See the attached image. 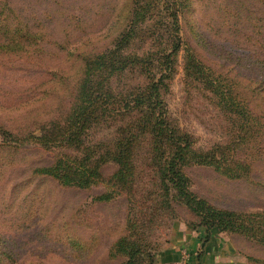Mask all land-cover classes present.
<instances>
[{
	"label": "trees",
	"instance_id": "1",
	"mask_svg": "<svg viewBox=\"0 0 264 264\" xmlns=\"http://www.w3.org/2000/svg\"><path fill=\"white\" fill-rule=\"evenodd\" d=\"M216 1L202 3L207 23L213 17L208 8L214 12V18L221 16L217 15ZM228 1L224 0V6L231 8ZM257 1L264 4V0ZM122 2L112 11L103 36L107 46L101 52L84 53L83 44L78 53L68 58L66 54L64 58V62L77 63L71 80L61 70L43 80V85L50 87L41 90L39 97H44L39 102L51 96L61 99L66 89L69 102L65 112H48L55 115L36 122L39 124L34 130H9L0 125V181L12 167L20 165L11 163L17 155L37 149L53 157L48 163L29 167L31 181L12 189L15 202L22 204L21 189L31 186L32 180L38 182V188L51 184L58 190L85 191L104 184L105 191L91 201L103 205L122 202V233L107 251L108 258L119 260L118 264H155L159 250L149 237L158 221L172 213L173 204L187 209L196 221L186 225L173 223L172 232L204 230L198 260L210 233L240 236L264 249L263 211L216 209L190 191L189 180L183 173L187 166L201 165L213 168L228 180L262 187L253 181L256 164L249 157H255L264 166V106L259 100L264 101V36L251 38L257 47L251 54L222 52V48L208 42L224 62L210 64L206 59L204 64L183 41L179 27L181 17L188 12L195 20L194 10H189L190 0ZM13 3L0 0V55L34 66L44 52L43 45L51 32L46 22L52 16L46 10V20H30L22 6ZM230 12H234L231 17L236 21L241 18L239 21H245L246 26L249 23L257 29L258 25L251 21L253 13L245 16L236 8ZM258 20L263 29L264 18ZM193 32L200 36L201 29L195 27ZM52 44L62 57L66 47L71 46L65 40H51L50 48ZM181 51L188 86L204 91V97L224 119V143L208 150L194 148L193 138L179 130L164 101ZM126 76H133L134 82L122 83ZM64 80L70 81L64 84ZM110 165L116 169L104 180L103 168ZM106 185L110 187L107 189ZM21 208L24 209L23 204ZM28 223L30 220L23 225ZM58 232L61 234L56 235L57 243H50L78 259L83 255L90 258L98 248L95 230L87 234L85 241L76 238L78 234L72 235L75 232L70 226H61ZM21 247L0 236V264H17V249ZM245 259L246 264H264V259Z\"/></svg>",
	"mask_w": 264,
	"mask_h": 264
},
{
	"label": "rangeland",
	"instance_id": "2",
	"mask_svg": "<svg viewBox=\"0 0 264 264\" xmlns=\"http://www.w3.org/2000/svg\"><path fill=\"white\" fill-rule=\"evenodd\" d=\"M12 1L22 6V11L27 13L25 15L30 20L36 18L46 20V10H49L52 16L46 22V26L51 32H48L49 38L43 45L44 52L39 54L41 59L39 63L34 66L27 65L17 58L0 55V125L9 130L18 131L26 127L34 130L39 124L36 122L44 120L47 116L55 115V113L47 114L48 112L53 110L54 112L59 110V113L65 112L69 102L66 89L63 90L61 99L58 96H51L44 102H39V99L44 97V95L39 97L42 94L41 90L50 87L43 85V80L59 70L71 80L73 67H76L77 63L70 60L64 62V58L66 54L68 58L78 53L83 44L84 53L87 54L99 52L105 48L107 40L103 38L104 31L112 18V11L116 9V6L120 7L123 0ZM203 1L190 0L189 10H194L195 20L192 19L191 12H188L181 17L179 22L183 41L192 48L202 63L207 64L206 59L210 64L224 62V59L217 57V53H215L217 49L213 50L208 46V42H213L215 46L222 48V52L251 54L257 50L251 38L259 39L264 36V28H260L259 22H257L259 18H264V4H260L257 0L228 1L229 6L236 8L240 14L246 16L253 13L251 21L258 25L254 30L249 26V23L246 26L245 21H239L241 18L238 21L232 18L234 12H230L231 8L224 6V0L216 1V7L219 9L217 15H221L220 17L214 18V12L208 8L213 17L210 18V23H207L208 17H203L202 12L204 11ZM211 2L209 1V3ZM192 27L201 29L200 36L194 34ZM215 29L217 34H214ZM51 40L57 42L65 40L71 46L66 47L62 57L57 55L58 50H55L53 44L51 48L49 47L48 44ZM88 40L91 41L88 43ZM92 43H95V46L91 45ZM71 47L73 50L70 49ZM182 48L184 50L185 46ZM183 54L184 51L178 54L164 101L169 116L179 130L188 133L193 138L194 148L198 151L208 150L224 143L226 137L224 119L211 101L204 97V91L199 87L188 86L183 72ZM70 80H64V84ZM133 82V76H126L122 81L127 84ZM261 99H259L260 105L264 106V101ZM37 132L36 130L35 133ZM2 156L0 155V157ZM50 157L52 158L53 155L37 149L23 151L16 156V162H14L15 160L11 162L12 165L16 163L20 165L12 167L5 174L3 181H0V236H6L22 245L21 250L17 249L19 253L17 264H118L119 260L108 258L107 251L116 236L122 233V202L119 200L109 205H103L93 204L91 201V198L105 191L104 184L85 191L58 190L51 184L46 185L48 188L45 186L38 188V184H35L38 182L32 180L31 186L21 189L20 198L24 209L21 208V201L15 202L11 194L14 186L31 181L29 167L33 164L48 163ZM249 159L250 162L252 160L253 165L256 164L252 172L253 181L261 183L262 187H252L243 180H228L213 168L201 165L187 166L183 169V173L189 180L190 191L216 209L264 212V166L261 165L262 163L256 162L255 157H249ZM115 169L114 165L105 166L102 171L104 180H107ZM108 186L110 187V185ZM108 186L106 185L107 189ZM23 198L27 200L26 204ZM4 205L8 206V209L4 208ZM29 220L30 223L23 225ZM195 221L196 218L187 209L172 205V213L158 221L160 225L154 227L149 237L151 243L155 244L154 248L159 250L155 264H175L166 257L167 239L171 241L177 239L179 234L171 231L172 224L177 222L186 225ZM65 225L74 230L75 233L72 235L78 234L76 238L84 241L89 232L96 231L98 248L90 258L83 255L81 259H78L73 254L64 252L63 248L50 243V241L56 242V235L61 234L58 229ZM200 230V232L204 231ZM187 231L194 239L198 237L199 242L194 241V246L199 247L203 233L198 234V231L189 229ZM219 238L221 241L217 242L221 243L218 246L215 244L209 247L208 253L211 254L214 251L215 256H221L224 254V247L229 246L236 250L238 258L236 262L241 259L246 264L247 256L264 259L262 247L240 236L223 234ZM183 258L186 259V257ZM180 260L179 264H184L183 262L189 264V259L183 261L180 258Z\"/></svg>",
	"mask_w": 264,
	"mask_h": 264
},
{
	"label": "crops",
	"instance_id": "3",
	"mask_svg": "<svg viewBox=\"0 0 264 264\" xmlns=\"http://www.w3.org/2000/svg\"><path fill=\"white\" fill-rule=\"evenodd\" d=\"M200 231L201 230L199 229L198 234L204 233V231L203 232H200ZM178 233L179 234L177 236V239H173L174 241L167 239L168 245L166 247L167 248V254H166L167 259L171 260V262L175 264L180 263L181 254L183 253L187 254V256L189 257L188 258L189 264H237V263L244 264V261H241V259L239 260V262H236V260H238L236 256V250H234L233 248L229 246L224 247L225 248L224 254H222L221 256H215L214 251H212L211 254L210 252L208 253L209 247L214 246L215 244H217L216 246H218L221 243L217 241L218 240L221 241L219 236L221 237V235H223L224 233L210 234V237L207 243H205L203 247L202 256L201 258H199V260L197 257L199 247L196 248L194 246V241L195 242L197 241V243L199 242L198 237L194 239L190 235V232H188L187 230L185 231L181 230ZM222 258L224 259L222 260Z\"/></svg>",
	"mask_w": 264,
	"mask_h": 264
},
{
	"label": "built area",
	"instance_id": "4",
	"mask_svg": "<svg viewBox=\"0 0 264 264\" xmlns=\"http://www.w3.org/2000/svg\"><path fill=\"white\" fill-rule=\"evenodd\" d=\"M187 255V254H186ZM184 255V253L181 255V258L183 261H186L188 259V256ZM183 257H186V259H184ZM181 262V261H180ZM185 264V262H183Z\"/></svg>",
	"mask_w": 264,
	"mask_h": 264
}]
</instances>
